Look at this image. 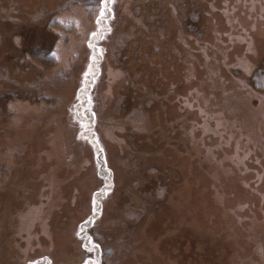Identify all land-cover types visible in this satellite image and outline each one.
<instances>
[{"label":"rangeland","instance_id":"obj_1","mask_svg":"<svg viewBox=\"0 0 264 264\" xmlns=\"http://www.w3.org/2000/svg\"><path fill=\"white\" fill-rule=\"evenodd\" d=\"M0 264H264V0H0Z\"/></svg>","mask_w":264,"mask_h":264},{"label":"trees","instance_id":"obj_2","mask_svg":"<svg viewBox=\"0 0 264 264\" xmlns=\"http://www.w3.org/2000/svg\"><path fill=\"white\" fill-rule=\"evenodd\" d=\"M39 54H41V56H45V57H47L48 59H50V55H49V53L47 52H45L44 50L43 51H36V52H33V53H30V58L32 59V60H35V58H37V56L39 55Z\"/></svg>","mask_w":264,"mask_h":264}]
</instances>
